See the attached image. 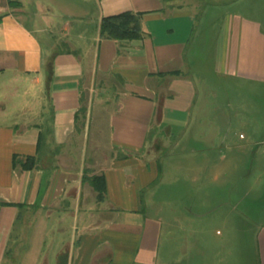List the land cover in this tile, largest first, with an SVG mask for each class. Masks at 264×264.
Segmentation results:
<instances>
[{"label": "crops", "instance_id": "0c3cea01", "mask_svg": "<svg viewBox=\"0 0 264 264\" xmlns=\"http://www.w3.org/2000/svg\"><path fill=\"white\" fill-rule=\"evenodd\" d=\"M71 1L0 0V264H247L205 238L239 221L264 264V0ZM205 2L229 7L198 24ZM125 10L143 36H101ZM191 69L224 78L229 108L196 110Z\"/></svg>", "mask_w": 264, "mask_h": 264}, {"label": "rangeland", "instance_id": "374dc122", "mask_svg": "<svg viewBox=\"0 0 264 264\" xmlns=\"http://www.w3.org/2000/svg\"><path fill=\"white\" fill-rule=\"evenodd\" d=\"M71 2L76 3L75 5H71V7L77 11H79L80 9H86L88 7V6L86 7L84 4H79L81 2V0H72ZM227 7H229V6L222 5V4L216 5V4H213L211 2H205L204 4H202L200 6L201 9H204L205 14H204L202 20L200 22H198V24L199 23L200 24H206V23L212 21V18H211L212 14L220 16V13H223L222 11H224L225 8H227ZM216 11H218V12H216ZM208 14H211L209 18H207ZM214 22H218V18ZM201 27H203V26L200 25V27H198V28L200 29ZM190 73L195 76V78H196L195 82H196V86L198 88V92L196 94V100H195L196 110L198 108H201V110H203V109L212 110V109L229 108L225 105V95L223 94V92H224V89H227V87L225 86V81H224V78L222 76L218 79V77L214 76L212 73L211 74L208 72L204 73L202 70H199V69H191ZM235 86L238 90V97L241 99H245V96L248 94L247 86L243 83H237ZM214 87L221 91L220 93H218L219 97L216 98L217 100H214L215 99L213 97L214 94L209 92V90H212V88H214ZM0 89H3V86H1ZM252 99H251V102L253 103V109L256 108L255 104L261 105V102H264V99L261 102L257 101V100L252 101ZM248 101H250V100H248ZM240 124L243 125L242 123H237V126ZM157 136H160L159 133ZM179 140H180V136L178 138L172 137V139L170 140L171 141V147L175 146ZM161 145H162L161 139H158V138H156V140H154L150 144L148 143V147H150V149H152L154 155L155 154L156 155L161 154L160 151L162 149H160V147H159ZM244 211L245 210L243 208V205L241 207L238 206L237 213H238L240 218H243L247 215V214H244ZM206 221L211 222L210 220H206ZM209 222H207L206 225ZM239 222H243V221H239ZM239 222H237L233 226V228H228L224 224L211 222L208 225V227L205 226V238L206 237L209 239H214V238L215 239H217V238H227L228 239L229 238V240L231 242V246L233 248L237 247L238 250L240 249V247L245 248L247 246L246 247L247 248V257H248L247 264H251L252 258H251L250 254H251L253 246H254V235L256 234L257 230L255 228L247 229V228L243 227L244 223H239ZM162 234H163L162 236L165 237V232L164 233L162 232ZM56 240H57V238L54 239V241H56ZM54 247L55 246H54L53 242H51L47 246V250H48L47 253L51 259L53 256ZM238 253H239V251H238ZM51 264H52V261H51Z\"/></svg>", "mask_w": 264, "mask_h": 264}, {"label": "trees", "instance_id": "16d2710c", "mask_svg": "<svg viewBox=\"0 0 264 264\" xmlns=\"http://www.w3.org/2000/svg\"><path fill=\"white\" fill-rule=\"evenodd\" d=\"M11 3L15 2L11 1ZM141 16L142 13L133 12L131 10L102 16L99 22L100 35L119 40L141 38L144 34L141 26ZM12 164L14 167L19 165L22 169H30L37 165V159L34 155H27L22 158L14 155ZM88 180L97 191V199H103L106 189L103 175L94 174L89 176Z\"/></svg>", "mask_w": 264, "mask_h": 264}]
</instances>
